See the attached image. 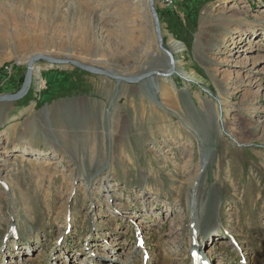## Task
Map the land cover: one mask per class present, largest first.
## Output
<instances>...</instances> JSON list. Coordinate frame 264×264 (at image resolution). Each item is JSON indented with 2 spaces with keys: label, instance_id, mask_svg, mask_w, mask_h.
Instances as JSON below:
<instances>
[{
  "label": "rangeland",
  "instance_id": "1",
  "mask_svg": "<svg viewBox=\"0 0 264 264\" xmlns=\"http://www.w3.org/2000/svg\"><path fill=\"white\" fill-rule=\"evenodd\" d=\"M154 2L171 75L35 63L27 99L69 129L52 152L0 130V264H264V0ZM34 53L168 64L146 0H0V95Z\"/></svg>",
  "mask_w": 264,
  "mask_h": 264
},
{
  "label": "crops",
  "instance_id": "2",
  "mask_svg": "<svg viewBox=\"0 0 264 264\" xmlns=\"http://www.w3.org/2000/svg\"><path fill=\"white\" fill-rule=\"evenodd\" d=\"M5 92L12 93L13 91L9 90ZM25 95L16 101L0 102V130L4 133V138L7 141H11V143L19 145L27 144V146L42 150L43 152L57 151V147H53L54 140L52 138L56 134L62 135V133H56L54 128L62 130L65 127L69 129V125L61 124L57 117V107H59L60 103L54 100L48 103L43 102L45 104L40 105L44 97H47L45 93H43L39 103H35V101L30 102L27 99L28 96ZM37 105L43 107L37 108L34 111V106ZM88 105L91 110L95 108V105L97 106L96 103L94 105L93 101ZM42 118H45V122Z\"/></svg>",
  "mask_w": 264,
  "mask_h": 264
},
{
  "label": "water",
  "instance_id": "3",
  "mask_svg": "<svg viewBox=\"0 0 264 264\" xmlns=\"http://www.w3.org/2000/svg\"><path fill=\"white\" fill-rule=\"evenodd\" d=\"M147 2V7L152 19V25H153V30H154V34H155V40H156V44L158 49L163 53V55L166 57V59H168V65L170 66V68L168 69V71L166 72H159V71H150V72H146L145 74L139 75L136 78H127L125 76L122 75H116L115 73H113L110 70H106V69H101L92 65H88V64H84L81 63L77 60L74 59H70V58H57V57H53L51 55H47V54H42V53H34L33 55H31L29 57V59L27 60L26 63V71L24 74V78L22 81V84L20 86V88L12 94H3L0 95V101H14V100H18L21 97H23L31 84V81L33 79V67L35 65V63L38 60H44L46 62L49 63H70L73 66H76L78 68H81L83 70L95 73V74H100V75H106L110 78L116 79V80H126V81H138L142 78H146L151 74H155L157 76H167V75H171L174 71L175 68V61H174V57L172 52L164 45V41H163V37H162V33H161V26H160V20H159V16L157 13V10L155 8V2L154 0H146Z\"/></svg>",
  "mask_w": 264,
  "mask_h": 264
},
{
  "label": "bare ground",
  "instance_id": "4",
  "mask_svg": "<svg viewBox=\"0 0 264 264\" xmlns=\"http://www.w3.org/2000/svg\"><path fill=\"white\" fill-rule=\"evenodd\" d=\"M176 44H178V42L177 43H175V42H173V47H175V48H177V45ZM181 47V46H180ZM66 58H68V57H66ZM167 62H168V59H167ZM49 63V62H48ZM37 67H36V65H34V67H33V72L35 71V69H36ZM166 71H168V69L170 68V66L167 64V66H166ZM165 70L164 71H162V72H166ZM33 80V79H32ZM23 151H20V153L21 154H41V153H39V152H36V151H34L33 152V150L30 148V147H24L23 149H22ZM56 151V150H55ZM20 154V155H21ZM55 154H52V156H53V158H56L55 156H54ZM23 156V155H22ZM41 160H43L42 162H48V163H51V162H53V161H50L49 159H41ZM91 163V162H90ZM98 163V162H97ZM193 249L195 250V254H196V256H194L193 257V259H194V264H205V262H203L202 261V256L200 255L199 256V254H197V251L199 250V247H195V246H193ZM190 251V250H189ZM192 254V253H191Z\"/></svg>",
  "mask_w": 264,
  "mask_h": 264
},
{
  "label": "built area",
  "instance_id": "5",
  "mask_svg": "<svg viewBox=\"0 0 264 264\" xmlns=\"http://www.w3.org/2000/svg\"><path fill=\"white\" fill-rule=\"evenodd\" d=\"M177 0H158L164 6H171Z\"/></svg>",
  "mask_w": 264,
  "mask_h": 264
}]
</instances>
